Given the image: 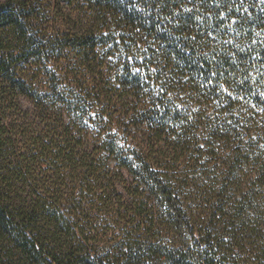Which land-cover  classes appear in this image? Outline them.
I'll list each match as a JSON object with an SVG mask.
<instances>
[{"label":"trees","instance_id":"1","mask_svg":"<svg viewBox=\"0 0 264 264\" xmlns=\"http://www.w3.org/2000/svg\"><path fill=\"white\" fill-rule=\"evenodd\" d=\"M0 264H264V0H0Z\"/></svg>","mask_w":264,"mask_h":264}]
</instances>
